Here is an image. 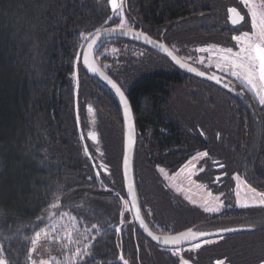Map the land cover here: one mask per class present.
<instances>
[{
    "label": "trees",
    "instance_id": "trees-1",
    "mask_svg": "<svg viewBox=\"0 0 264 264\" xmlns=\"http://www.w3.org/2000/svg\"><path fill=\"white\" fill-rule=\"evenodd\" d=\"M204 1L206 8L199 11L197 2L198 10L191 15L195 20L202 14L200 23H192L196 31L191 38L184 24L188 8L194 5L188 0H126L124 9L134 22L129 28L141 29L151 37L161 35L168 47L171 41L183 45L199 36L206 44L216 34L227 43L226 33L222 29L216 32L227 26L225 2L220 8L214 0ZM118 21L107 0H0V249L14 264H26L30 241L44 226L37 223L38 217L56 201L58 188L63 190L58 204L83 201L95 217L89 227L96 229L82 246L70 243L60 251L48 246L49 239L40 241L33 258L65 264L80 249L90 253L84 259L91 264H180L181 258L172 250L146 240L130 212L124 211L119 201L125 199L121 162L120 173H114L108 183L115 192L105 195L99 190L106 184L102 167L106 175L114 170L106 159L105 129L123 135V120L114 95L84 71L80 56L94 33L116 28ZM83 35L89 36L85 43ZM104 45L137 47L147 55L124 61L119 67L109 62L110 70L97 63L124 91L132 110L134 185L142 215L152 230L169 233L172 228L177 233L204 222L197 211L168 190L157 171L174 173L194 155L207 153L199 167L202 162L209 167L217 157L215 164L225 180L237 175L264 192V105L224 75L216 73L236 90L229 92L189 77L165 57L126 40L103 41L95 58ZM76 68L81 75L80 92L73 83ZM89 132L97 134V145L87 139ZM211 173L208 169L203 172L209 180ZM227 214L225 210L220 215ZM232 215L233 219L219 217L222 227L236 223L250 231L225 236L206 252L199 249L195 256L183 258L191 264H211L213 259L227 264H263L264 210ZM118 218L123 219V228ZM228 221L230 225L225 224Z\"/></svg>",
    "mask_w": 264,
    "mask_h": 264
},
{
    "label": "rangeland",
    "instance_id": "rangeland-1",
    "mask_svg": "<svg viewBox=\"0 0 264 264\" xmlns=\"http://www.w3.org/2000/svg\"><path fill=\"white\" fill-rule=\"evenodd\" d=\"M216 2H219L220 0H214ZM108 2V0H107ZM109 3V2H108ZM118 3H121V0H118ZM126 0H123V19L125 21V24L127 27H122L120 25L121 16L117 15L116 13H113L111 9V5L109 3L110 9L112 11V14L119 19L118 21V27L119 28H129L134 25V22L131 21L130 18L126 16V12L124 9ZM251 3L254 4H260L264 3V0H251ZM237 5L239 9H243V11L240 13L242 16H246L248 23L246 26V29H241L239 32L232 31V27L223 26L222 28H218L216 32H220L222 29L226 33L225 38H229L230 40L227 43L223 42L222 38H217V34L214 35V38L211 40H208L207 43H203L200 40H204V37H197L194 41V44L191 42V46L185 41L183 45H180L177 43V41H171V49L173 51H176L179 54V57L184 60L185 62L201 68L205 71L210 70L213 73L217 74H224L229 76L234 81L238 82L243 88H245L250 95L253 96V98L256 100L257 103H259V97L256 93H254L251 90V85L247 84L246 80H238L236 77H233L230 74L229 67L225 66V62L220 60V49L232 47L233 51H239L238 47H234L235 41H233L232 37L234 35L241 34L242 31L247 30L249 33H251V15L248 12V9L244 7V5L241 3V0H237ZM211 7H214L213 5ZM126 8V6H125ZM214 9V8H213ZM240 11V10H238ZM243 13V14H242ZM208 25L210 23L208 22ZM218 26V24H217ZM220 26V24H219ZM238 28V27H237ZM240 28V26H239ZM215 34V33H214ZM84 37H87V40L89 39V36L83 35L82 36V43H85L87 40L84 39ZM193 41V40H192ZM168 45V43H166ZM169 44V45H170ZM173 47V48H172ZM199 48H208L209 51L207 52H198L196 49ZM147 55H145L144 50H141L137 47H131V46H115V45H104L100 48L98 54L96 55V61L103 66L104 69L110 70L109 62H112L114 66H121V63L124 61L135 59L138 60L140 58H145ZM81 75L79 71L76 68V72H74V78L73 83L76 87V90L80 92L81 88ZM197 86V85H196ZM257 86H259V81L257 80ZM198 87V86H197ZM260 104V103H259ZM106 138H105V148H106V159H108V162L113 166L114 170H111L110 175L105 174V180L106 184L102 183L101 186H99V190L102 191V193L112 194L115 192L114 189L108 186V183H110L111 177L114 173L116 175L120 173V162L122 159V151H123V135L122 132H114V134L109 133L111 129L106 127ZM108 134V138H107ZM197 159L191 158V163H187L184 167L179 168L178 170L174 171V173H169L166 170L161 172V169H157L159 176L163 180L164 184L168 188V190L173 193L175 196L179 197L181 200L185 202L190 208H193L195 211H197L201 217L200 219H209L211 217H215L217 215H220L225 210L228 211L230 214H233V212H242V211H249L252 209H263L264 205L260 204L261 196L257 195V193H260L264 195V192H257L252 191L250 187L237 175H233L231 179L227 180L222 186L220 185L217 188V192H213L211 190V187H214L213 184H211L210 180L202 181L200 179H196L195 176L200 171V167L198 166V163H201V158L199 156L196 157ZM195 165L196 167H193ZM264 165V163H263ZM106 171V169H105ZM113 178V177H112ZM207 179V177H206ZM210 182V183H209ZM106 195V194H105ZM60 200H56L53 203L57 204V207L53 208L50 207L44 211L42 214L45 219L43 223H41L39 220H37L38 224L44 225L42 229L45 230L49 234V237L46 238L43 234L40 241H47L45 239H49L48 246L52 249H57L56 251H60L61 248L64 245L70 244L68 242L67 234L72 233L74 240L76 241L74 246L78 247L79 245L82 246L89 238L90 232L92 229H96L95 227H89L93 224V221H95V217L93 214L87 212V207L84 204L83 201L74 202L71 205L66 206H60L58 202ZM123 204L124 211H129L128 204L126 200L121 197L119 200ZM244 205H248L245 207ZM210 209V211H205V209ZM75 214H83V219H78ZM41 215V216H42ZM51 216V219H48V216ZM39 221V222H38ZM118 222L120 226L123 228L125 223L122 218H118ZM130 222L132 223V220L130 219ZM200 224L194 225L195 228L201 229L203 232V229H210L209 225L204 226ZM49 225H55V231L49 229ZM201 225V226H199ZM81 226V227H80ZM203 226V227H202ZM236 223H234L231 227H237ZM89 227V228H88ZM185 227V229L191 228ZM230 227V226H227ZM98 230V229H97ZM96 230V231H97ZM168 230V228H167ZM171 231H173L172 228H169V233L173 234ZM176 233V232H175ZM34 237V236H33ZM221 237L213 238V239H206L202 241H198L195 244H200L199 248H194L195 244H190L188 246H185L182 249L172 250V254L176 253L174 256H177L181 259L183 256H195L197 254V251L199 249H202V252L206 249L208 250V245H213L216 242H220ZM38 241V242H40ZM49 242L51 244H49ZM39 244V243H38ZM37 244V245H38ZM69 246V245H68ZM34 260L36 261V264H39L41 260H44L49 264L48 260L43 259L40 256L34 257ZM187 260V259H185ZM188 264H191L190 260H187ZM264 264V263H263Z\"/></svg>",
    "mask_w": 264,
    "mask_h": 264
},
{
    "label": "snow or ice",
    "instance_id": "snow-or-ice-1",
    "mask_svg": "<svg viewBox=\"0 0 264 264\" xmlns=\"http://www.w3.org/2000/svg\"><path fill=\"white\" fill-rule=\"evenodd\" d=\"M108 2L111 5V9L113 13H116L117 15L121 16L120 25L122 27H127L125 24L123 17V0H121V3H118V0H108ZM241 3L244 5L245 8L248 9V12L251 15V33H249L247 30L242 31L241 34L234 35L232 37L233 41H235L234 47H238L239 51H233L232 47L223 48L220 49V60L225 62V66L229 67L230 74L233 77H236L238 80H246L247 84L251 85V90L256 93L259 97V103L261 105H264V3L260 4H254L251 3V0H241ZM243 11V9H240L238 11L237 7H231L228 9L229 12V18L232 22V24L235 26L237 24H240V21L243 20V24H240V28H235L234 31H240L241 29H246L248 20L246 16H242L240 13ZM109 20L112 19V17L108 18ZM142 34H137V38ZM85 40H87V37H84ZM144 40L149 44H156L155 41L150 40L146 35L144 36ZM95 45V41H93L91 44L88 45L89 49H93ZM161 49L164 50V52L167 54L168 57L171 58V60L179 65L180 68H186V64L182 63L180 59L177 58L176 55H173L171 51L168 50V48L165 47L163 43H160L158 45ZM198 52H207L209 51L208 48H199L196 49ZM79 56V54H78ZM84 64L87 66L88 70L91 72H97L98 69L89 63L88 61V54L87 52L84 54ZM187 70L189 72H195L196 75L204 76L205 73L203 72H196L194 68L187 67ZM101 75H103L101 73ZM107 79V77H104ZM209 79H212L219 83V78L217 76H211ZM257 80L259 81V86H257ZM108 83L111 85L113 89H115L116 95L119 96L120 102L124 106V113L126 122L130 118V111L128 106V101L125 98L124 93L121 91L119 87L115 83L112 82V80H108ZM89 111H92L91 108H89ZM93 139L95 137H92ZM200 158H203L204 156H207V153H201L198 154ZM194 160L197 159L196 157L193 158ZM191 163V161L189 162ZM125 166H127V158L125 157ZM195 167V165H193ZM164 170L161 169V172ZM129 191H131V187L129 188ZM254 191V190H252ZM63 194L62 189H56L55 190V200H60ZM257 195L261 196L260 204L264 205V195L257 193ZM247 207L248 205H244ZM51 207L55 208L57 207L56 203H53ZM205 211H210V209H205ZM52 217L49 215L48 219H51ZM45 217L42 215L41 217H38V220L43 223ZM38 227V225H37ZM49 229L55 231V225H49ZM95 227V226H94ZM117 232H120V229H116ZM221 231H235V229H222ZM42 234L48 238L49 234L45 232L44 229H41L39 231H35L34 237L31 239L30 243L32 247L29 249L28 257L26 258V264H36V261L34 260L32 253L37 250V244L38 241L41 240ZM219 234V233H217ZM196 233H183V238H188L191 236L193 239L196 238ZM198 235L204 236L207 235V233H199ZM69 243H75L76 241L73 238L72 233H68L67 237ZM153 239H158L157 237H153ZM181 237H173L171 239L166 238L164 240L165 244H178L180 242ZM64 247H67V245H64ZM87 247V246H86ZM200 244H195L194 248H199ZM176 253H174L175 255ZM90 253L85 250H76L70 257L66 259L65 264H91L90 260L84 259L85 256H89ZM121 260H123V256H121ZM0 264H14V262L6 259L5 252L0 249ZM39 264H47L46 261L41 260ZM60 264V262H58ZM124 264H127V261H124ZM180 264H188V261L185 259L180 260ZM217 264H224L223 261L218 260Z\"/></svg>",
    "mask_w": 264,
    "mask_h": 264
},
{
    "label": "water",
    "instance_id": "water-1",
    "mask_svg": "<svg viewBox=\"0 0 264 264\" xmlns=\"http://www.w3.org/2000/svg\"><path fill=\"white\" fill-rule=\"evenodd\" d=\"M125 6H126V3H125ZM137 34H142V35H140L139 38H137ZM145 35L150 40L155 41L156 44L147 43L144 40ZM114 39L126 40L129 42L136 43L139 46H142L144 48H147V49L153 51L154 53L165 57L173 65L174 68H176L181 73H183L189 77H192L194 79H197V80H200V81H203L206 83L217 85L220 88L227 90L229 92L234 91L235 85L231 84L227 80H223V78L221 76L217 75L216 73L202 70L198 67H195V66L185 62L170 47H168L163 41L154 39L153 37L149 36L148 34L142 32L141 29L119 28V27L104 29V30H101V31L94 33L90 37V39L84 44V47L81 51V56H80V63H81L82 68L84 69V71L89 76L97 79L98 82L102 86H104L105 88H107L108 90L111 91V93L114 95L115 99L117 100L118 105H119L120 110H121V113H122L124 136H123V151H122V159H121V180H122L123 190H124V194H125V199H126V202L128 204L129 212H130V215L132 217V220H133V223H134L136 229L151 244H153L154 246H156L160 249H166V250H177V249L179 250V249H182L185 246H188L190 244H195L198 241H202V240H206V239H213V238H217V237L236 235V234H240L243 232L250 231V228H248V227H229L230 229H235V231H221L222 230L221 229L218 231H209V232H206L207 235L200 236L198 234L202 232L201 230L197 231V229L189 228V229L182 230L180 232L173 233V234H161L159 232L152 230L147 225V223H146V221L142 215L140 206H139V202H138L136 190H135V185H134L133 157H134V149H135V144H136V129H135V123H134L132 110H131V107H130L129 102H128L129 111H130V118L126 122L125 113H124V106L120 102L119 96L116 95L115 89H113L111 87V85L108 83V80H112V78H110L106 74V72L98 65L96 58H95L96 48L103 41L114 40ZM93 41H95V45H94L93 49L90 50L88 45L91 44ZM160 43H163L165 45V47L168 48V50L171 51L173 53V55H176L177 58L180 59L182 63L186 64L187 67L194 68L196 70V72H203V73H205V75L199 76V75H196L195 72H189L187 70V67L186 68H180L179 65L175 64L171 60V58L167 56V54L164 52V50L158 46ZM86 52L88 54L89 63L94 65L98 69V71L95 73L89 71L87 66L83 62L84 54ZM101 73L103 75H101ZM214 75L219 78V81H220L219 83H217L216 81H214L212 79H209V77L214 76ZM104 77H107V79H105ZM112 82L117 85V83L115 81L112 80ZM117 87H119V86L117 85ZM121 91L124 93V91L122 89H121ZM242 92H243V90L239 89L238 93L242 94ZM124 95H125V93H124ZM125 98H126V95H125ZM126 100H127V98H126ZM86 137L94 145H97L99 142L97 134H95L93 132L87 133ZM92 137H95V138L93 139ZM125 157L127 158V166H125ZM102 170L105 173H107V170L105 171V167H102ZM263 175H264V165H263ZM130 187H131V191H129ZM229 228H224V229H229ZM187 232L196 233L197 234L196 238L193 239L191 236H189L188 238H183L182 234L187 233ZM217 233H219V234H217ZM153 237H157L158 239H153ZM173 237H181L180 242L178 244H165L164 243V240L166 238L171 239Z\"/></svg>",
    "mask_w": 264,
    "mask_h": 264
},
{
    "label": "flooded vegetation",
    "instance_id": "flooded-vegetation-1",
    "mask_svg": "<svg viewBox=\"0 0 264 264\" xmlns=\"http://www.w3.org/2000/svg\"><path fill=\"white\" fill-rule=\"evenodd\" d=\"M197 2H199V7H198V9H199V11H201L202 9H205L206 7L204 6V5H202V3L203 2H205L204 0H188V4H194L192 7H189L188 9V12L190 13L189 15H187L186 17H185V25L186 26H188L189 27V29H188V32H187V36H188V38H191L190 37V34L192 33V31H196L195 29H193V27H194V25H192V23L194 22V21H196V22H199L200 23V18H201V15L200 14H197V18L198 19H195V20H193V18H191V15H193V13L196 11V10H198L197 9V7H196V3ZM223 2H225V8L223 9L224 11H225V13H224V19H225V21H226V25L228 26V27H232V28H229V29H232V31H234V27L235 28H239V26H240V24H243V20H241L240 21V24H237V25H233L232 24V22H231V20H230V18H229V12H228V9L229 8H231V7H237V0H220L219 2H217V5L221 8L222 7V3ZM239 6V5H238ZM219 8V9H220ZM238 10H240L239 8H238ZM243 14V13H242ZM219 20H220V18L218 19V22H219ZM217 22V24H221V23H218ZM198 32V31H197ZM234 32H236V34H237V31H234ZM161 36V35H160ZM153 37L154 39H156V40H160V41H162L160 38L161 37ZM199 37H201V36H199ZM227 39H228V41L230 40L229 38H226L225 40L227 41ZM194 41H195V39L192 41L191 39H189V40H187V43L189 44L190 42H191V44L193 43L194 44ZM203 42V43H205V40L203 41V40H200L199 42ZM191 44H189V46H191ZM170 47V46H169ZM171 48V47H170ZM173 48V47H172ZM208 72H211L210 70H208ZM221 75H224V74H221ZM224 76H226V77H228V78H230L229 76H227V75H224ZM231 79V78H230ZM233 80V79H232ZM195 156H198V154L197 155H194V157ZM193 157V158H194ZM217 157H215V159L214 160H211L210 161V165H209V167H206L205 165H204V162H202V164H201V169H200V171H199V173H197L196 174V176H195V178L198 180V179H200V180H202V181H205L204 183H206V181H208L209 179H206V177L208 176V175H204L203 174V172H205V170L206 169H208V170H211L212 171V173L210 174L211 176H210V182H211V184H213L214 185V187H209V188H211V190L213 191V192H217V188L221 185H223L227 180H225V174H222V172L221 171H219L218 170V168H219V164H215V162L217 161V159H216ZM220 160V159H219ZM190 161V160H189ZM188 161V162H189ZM187 162V163H188ZM218 162V161H217ZM187 163H184V164H182L180 167H178L177 168V170L179 169V168H181V167H184ZM209 182V183H210ZM206 184H208V183H206ZM218 186V187H217ZM248 187H250L252 190H254V191H257V192H261L260 190H257V188H255V187H251V186H248ZM224 216H226V215H224ZM223 215H217V216H215V217H211V218H209V219H205V220H203L204 222H202V223H204V226H210L209 228L210 229H203V233H206V232H209V231H218V230H221V229H224L225 227H222L224 224L222 223V219L221 218H219V217H224ZM234 215H232V214H227V218L228 219H233L232 217H233ZM221 219V220H220ZM230 221H228V223H225V224H227V225H230V223H229ZM157 231H159V229L157 230ZM198 231V230H197ZM160 233V232H159ZM161 234H170V233H161ZM230 236H232V235H230ZM225 237V236H224ZM222 238L223 237H221V239H220V241L222 240ZM215 244H217V242L216 243H214L213 245H215ZM207 247H211V245H208ZM218 260H221L222 261V259H213L211 262H209V263H211V264H217V261ZM203 264H208V263H203ZM224 264H227L226 262H224Z\"/></svg>",
    "mask_w": 264,
    "mask_h": 264
}]
</instances>
